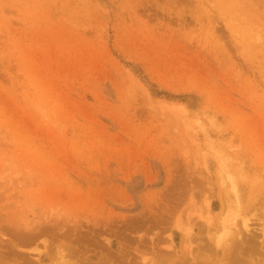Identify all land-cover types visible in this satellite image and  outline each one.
Wrapping results in <instances>:
<instances>
[{
  "label": "rangeland",
  "instance_id": "374dc122",
  "mask_svg": "<svg viewBox=\"0 0 264 264\" xmlns=\"http://www.w3.org/2000/svg\"><path fill=\"white\" fill-rule=\"evenodd\" d=\"M0 264H264V0H0Z\"/></svg>",
  "mask_w": 264,
  "mask_h": 264
},
{
  "label": "bare ground",
  "instance_id": "6f19581e",
  "mask_svg": "<svg viewBox=\"0 0 264 264\" xmlns=\"http://www.w3.org/2000/svg\"><path fill=\"white\" fill-rule=\"evenodd\" d=\"M227 229H228V228H227ZM241 241H242V240H241ZM209 253H210V251H209ZM209 255H210V254H209ZM227 256H228V255H227ZM229 259H230V258H229ZM194 261H195V260H194ZM225 261H227V260L225 259ZM229 261H230V260H229ZM227 262H228V261H227ZM227 262H226V263H227Z\"/></svg>",
  "mask_w": 264,
  "mask_h": 264
}]
</instances>
